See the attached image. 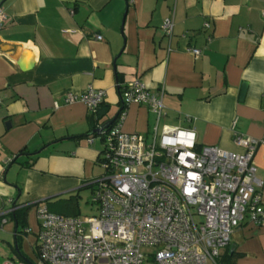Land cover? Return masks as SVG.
I'll list each match as a JSON object with an SVG mask.
<instances>
[{"label": "crops", "instance_id": "crops-1", "mask_svg": "<svg viewBox=\"0 0 264 264\" xmlns=\"http://www.w3.org/2000/svg\"><path fill=\"white\" fill-rule=\"evenodd\" d=\"M0 8V211L90 187L103 173L102 141L90 110L62 96L102 89L109 116L123 107L119 88L134 80L152 93L163 88L162 123L192 129L199 146L241 152L233 131L258 139L253 163L264 180V0H0ZM171 14L168 40L160 25ZM123 110L122 132L148 134L147 107ZM2 229L13 240L10 216ZM37 233L33 205L21 244L33 264ZM225 250L233 264H264V226L245 219Z\"/></svg>", "mask_w": 264, "mask_h": 264}, {"label": "built area", "instance_id": "built-area-1", "mask_svg": "<svg viewBox=\"0 0 264 264\" xmlns=\"http://www.w3.org/2000/svg\"><path fill=\"white\" fill-rule=\"evenodd\" d=\"M6 22L0 8V29ZM160 29L172 38V14ZM185 51L200 53L190 47ZM163 95V88L152 93L139 80L121 87L123 108L131 103L147 107L154 117L151 129L148 134L122 132L124 110L113 126L98 129L104 151L103 173L90 183L95 211L89 217L63 216L50 212L43 201L35 203V264H221L241 222L264 226V180L253 163L260 141L233 131L241 152L199 146L192 129L161 123ZM105 96L89 86L64 94L61 102H80L94 112ZM8 203L0 211V229L15 209Z\"/></svg>", "mask_w": 264, "mask_h": 264}, {"label": "trees", "instance_id": "trees-1", "mask_svg": "<svg viewBox=\"0 0 264 264\" xmlns=\"http://www.w3.org/2000/svg\"><path fill=\"white\" fill-rule=\"evenodd\" d=\"M119 92H120V88H119ZM108 110H109L108 105L102 102L100 105H98V107L96 108L94 112H91L89 116V122L92 126H94L92 133L94 134L97 133L95 132V130L98 129L102 124H104L105 122H107L108 120L112 118V117L109 118ZM122 110H123V107L120 109V112L117 118L107 128L113 126L118 121L119 115L122 112ZM103 151H104V148L102 147L100 154L98 155L97 160H96L99 166H101L103 163V156H102ZM19 155L20 154H17V156ZM35 155L36 153L30 155L32 157H30L31 162L28 163L29 167H32L34 165L35 160H36ZM16 159L17 158L15 156L12 161H16ZM64 201L67 203L68 208L71 210V214L69 215H77L76 211L73 208L75 204L77 203V195L70 194L67 199H64ZM43 202H45L46 204H49V199H45L43 200ZM33 205L34 204H26L22 206L16 205L15 209L9 215L13 221V231L15 234L14 240L16 242V246L14 245V241L12 243L8 242V245L11 251L18 255L19 259H21L22 261L28 262V264H33V263L28 258H26L24 253L21 251V244H22V235L24 234V231L27 225V215L31 207H33ZM220 262L221 264H233V253H230L227 250L222 252L220 256Z\"/></svg>", "mask_w": 264, "mask_h": 264}, {"label": "rangeland", "instance_id": "rangeland-1", "mask_svg": "<svg viewBox=\"0 0 264 264\" xmlns=\"http://www.w3.org/2000/svg\"><path fill=\"white\" fill-rule=\"evenodd\" d=\"M113 115V111L110 112L109 118ZM100 172H103V170H100ZM74 194L77 195V203L73 207L76 211V214L83 217H89L93 215L95 211V205L91 202L92 186L82 188ZM69 195V193H64L58 196L51 197L49 199V204H46L48 210L52 213L63 216L71 214V210L68 208L67 203L64 201V199H67ZM6 242L12 243V236L3 232V229H0V262H3L5 259H10L9 261L17 262L19 260L18 255L11 251L9 245ZM21 251L24 254L27 253L33 260L36 259L35 255L32 252L31 246L27 242L22 245Z\"/></svg>", "mask_w": 264, "mask_h": 264}, {"label": "water", "instance_id": "water-1", "mask_svg": "<svg viewBox=\"0 0 264 264\" xmlns=\"http://www.w3.org/2000/svg\"><path fill=\"white\" fill-rule=\"evenodd\" d=\"M1 4H2V3H1ZM244 91H245V86H242V88H241V97L244 95ZM120 99H121V98H120ZM121 103H122V101H121ZM119 112H120V110L117 111V112L113 115V117H112L110 120H108L107 122H105L104 124H102L98 129H106L109 125H111V124L113 123V121L117 118ZM98 129H96L95 131L97 132ZM18 191H19V190H18ZM11 205H12L13 207H15V206H16V200L13 201ZM14 237H15V234H14V236H13V241H14V245L16 246V242H15V240H14Z\"/></svg>", "mask_w": 264, "mask_h": 264}]
</instances>
